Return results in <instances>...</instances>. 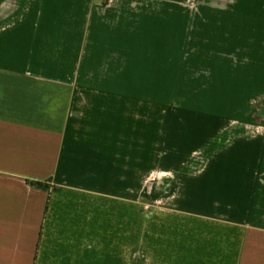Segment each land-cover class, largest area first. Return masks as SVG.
I'll use <instances>...</instances> for the list:
<instances>
[{
  "label": "crops",
  "instance_id": "1",
  "mask_svg": "<svg viewBox=\"0 0 264 264\" xmlns=\"http://www.w3.org/2000/svg\"><path fill=\"white\" fill-rule=\"evenodd\" d=\"M199 32L225 115L160 111ZM0 264H264V0H0Z\"/></svg>",
  "mask_w": 264,
  "mask_h": 264
},
{
  "label": "rangeland",
  "instance_id": "2",
  "mask_svg": "<svg viewBox=\"0 0 264 264\" xmlns=\"http://www.w3.org/2000/svg\"><path fill=\"white\" fill-rule=\"evenodd\" d=\"M199 14H204L199 8ZM204 26V24H199ZM204 34V31H201ZM199 32V38L196 44V53L187 55H166L167 69H174L173 71L166 72V86L161 88L166 97L165 108L163 104H159L160 111L164 110L166 113L171 112H197L198 114H205L211 112L215 115H225V49H218L223 45V42L213 39L206 40L201 38L202 34ZM173 40L167 39L172 43ZM193 41V40H192ZM216 42V43H215ZM220 43V44H219ZM207 44L215 46L214 48L206 47ZM173 46V44L171 45ZM162 57L160 56V62ZM152 65V64H151ZM182 70V80H175L176 83L181 82L182 85H173V74L178 76V70ZM184 74V75H183ZM186 78V79H184ZM157 105V104H156ZM152 108L157 111V106ZM192 122L209 123L214 128H225V120H208V119H193ZM157 176L158 173L154 172L151 176L150 182V200L142 201L150 203L151 206H158L156 199L157 191ZM136 191H141V184H138Z\"/></svg>",
  "mask_w": 264,
  "mask_h": 264
},
{
  "label": "trees",
  "instance_id": "3",
  "mask_svg": "<svg viewBox=\"0 0 264 264\" xmlns=\"http://www.w3.org/2000/svg\"><path fill=\"white\" fill-rule=\"evenodd\" d=\"M31 185L33 187H36V188H39V189H43V190H48L49 189L47 184H45L43 182H31Z\"/></svg>",
  "mask_w": 264,
  "mask_h": 264
}]
</instances>
